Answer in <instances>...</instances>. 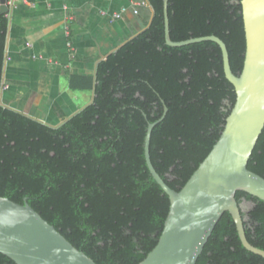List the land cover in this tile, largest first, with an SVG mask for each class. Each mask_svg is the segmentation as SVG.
<instances>
[{
    "label": "trees",
    "instance_id": "obj_1",
    "mask_svg": "<svg viewBox=\"0 0 264 264\" xmlns=\"http://www.w3.org/2000/svg\"><path fill=\"white\" fill-rule=\"evenodd\" d=\"M146 29L98 62L91 103L57 126L0 103V196L27 203L97 264H137L154 248L169 198L145 160L180 190L218 140L233 85L219 45L210 40L169 46L164 0H146ZM169 36L185 41L209 35L226 45L239 74L245 57L240 0H167ZM8 20L0 13V92ZM247 168L264 178V127ZM244 218L247 240L264 250V200ZM0 264H16L0 253ZM195 264H264L241 243L224 212Z\"/></svg>",
    "mask_w": 264,
    "mask_h": 264
},
{
    "label": "water",
    "instance_id": "obj_2",
    "mask_svg": "<svg viewBox=\"0 0 264 264\" xmlns=\"http://www.w3.org/2000/svg\"><path fill=\"white\" fill-rule=\"evenodd\" d=\"M0 0V13L8 11ZM245 32V57L239 74L229 63L225 43L215 35L172 41L167 0H164L165 40L169 46L210 40L221 49L223 69L236 100L209 154L180 190L170 188L154 169L149 156V123L144 141L147 167L169 198V210L154 248L137 264H195L224 212L231 215L242 245L264 258V250L250 244L244 230L237 191L264 200V178L247 163L264 127V0H240ZM0 253L16 264H97L73 246L26 201L0 196Z\"/></svg>",
    "mask_w": 264,
    "mask_h": 264
},
{
    "label": "crops",
    "instance_id": "obj_3",
    "mask_svg": "<svg viewBox=\"0 0 264 264\" xmlns=\"http://www.w3.org/2000/svg\"><path fill=\"white\" fill-rule=\"evenodd\" d=\"M4 14L0 103L57 126L91 103L96 65L146 29L153 9L146 0H16Z\"/></svg>",
    "mask_w": 264,
    "mask_h": 264
},
{
    "label": "built area",
    "instance_id": "obj_4",
    "mask_svg": "<svg viewBox=\"0 0 264 264\" xmlns=\"http://www.w3.org/2000/svg\"><path fill=\"white\" fill-rule=\"evenodd\" d=\"M22 3H27L28 0H20ZM16 3V0H6L5 5L9 8L13 7ZM136 12V11H135ZM114 18H118L120 17L119 13H116L113 15Z\"/></svg>",
    "mask_w": 264,
    "mask_h": 264
},
{
    "label": "rangeland",
    "instance_id": "obj_5",
    "mask_svg": "<svg viewBox=\"0 0 264 264\" xmlns=\"http://www.w3.org/2000/svg\"><path fill=\"white\" fill-rule=\"evenodd\" d=\"M252 207V203L249 202V201H244L243 204H242V210H243V213H244V218H247L246 214L248 212V210Z\"/></svg>",
    "mask_w": 264,
    "mask_h": 264
}]
</instances>
